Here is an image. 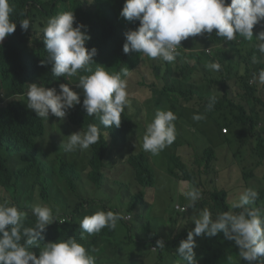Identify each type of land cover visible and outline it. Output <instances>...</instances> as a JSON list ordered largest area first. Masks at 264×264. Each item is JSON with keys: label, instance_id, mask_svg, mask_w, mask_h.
I'll return each instance as SVG.
<instances>
[{"label": "trees", "instance_id": "obj_1", "mask_svg": "<svg viewBox=\"0 0 264 264\" xmlns=\"http://www.w3.org/2000/svg\"><path fill=\"white\" fill-rule=\"evenodd\" d=\"M124 2L125 0H94L92 3L88 0H10L13 8L10 19L17 27L15 32L6 36L0 44V202L8 200L27 211L28 217L24 223L29 227L34 225L36 219L31 214V205L39 202L49 204L53 208L59 207V217L65 222H55L48 226L44 242L74 237L87 250L93 251L100 239L115 237L119 228L127 238L126 242L139 240L145 247L153 248L156 240L163 239L165 248L153 250L155 260L152 264H173L180 241L186 239L188 231L195 226L190 219L193 209L183 211L185 205L178 207V210L175 208L176 201L168 200L163 205L165 210L154 214L151 203L144 197L145 187L155 183L154 172L144 151L133 152L127 147L128 136L133 127L126 111L122 113L119 128L112 126L105 129L96 116H87L82 107L84 96L80 98L81 104L69 110V123L78 124L84 130L89 123H93L100 127L102 133L98 143L89 149L88 171L84 173L77 170L75 164L68 161L64 154L56 155L54 152L49 155V151L53 152L54 148L40 143L42 139L47 138L44 121L33 110L28 109L23 100L28 84L31 83L43 86L51 83L72 85L64 77H54L51 64H41V61L47 60V51L43 33L38 36L37 34L46 18L60 12L72 10L76 23L88 26L91 39L86 43V47L89 50L93 47L97 49V55L93 59L95 63L107 67L108 71L119 72L127 67L131 73L132 70H138L143 62H147L148 57L141 56L140 53L123 52L124 33L139 26V21H128L120 16ZM228 2L230 3V0ZM25 18L30 19L29 29L23 31L22 37H18L19 32H22L20 21ZM263 24L264 21H261L254 27V42L256 34L264 30ZM181 43L184 48L178 49L180 55L174 63L162 60L161 64L147 62L153 81H142L141 84L150 88L151 97L156 100V107L162 100L154 95L155 92L170 100L169 92L179 91L184 101L193 102L191 109L195 113L203 112L207 116H213L214 120H207L203 125H199L190 118L191 126L188 131H193L191 127L194 126V130L196 129L209 145L202 149L200 155L188 142L192 165L184 162L181 155L171 152L166 165L167 175L176 181L187 182L188 188L194 186L200 189L201 199L197 201L196 207L209 208L213 218L219 212L230 210L232 203L238 200L239 194L247 187L258 190L256 205L264 206V115H261L264 114V100L257 84L250 83L258 76L259 71L264 69V55L253 47L254 44L243 38L237 37L235 41L225 42L223 37L215 35V30L211 34L189 37ZM253 54L257 56L258 63L252 62ZM209 62H219L222 66L216 79L212 78V72L206 68ZM92 67L94 70L95 64ZM86 74L90 73H79ZM155 79L163 81L162 88L153 89L156 86ZM71 80H78V76ZM183 83L194 87L187 91L180 90ZM206 85L217 89V92L211 95L217 97V103L211 111L205 110L211 96L202 98L203 93L208 91ZM233 86L237 90L236 93L230 91ZM257 103H260L261 107L256 108ZM222 128L226 129V133H222ZM105 132H108V136L103 135ZM235 141L238 148L233 152V156L241 159L244 157L242 147L250 142L253 164L247 170L241 166V182L232 192L223 187H216L215 184L212 189H207L201 177L214 171L216 147L221 144L231 146ZM51 145L53 147L54 143ZM123 160L132 168L133 180L139 186L136 193L130 196L129 207L125 213L130 212L131 220H140L137 232L133 233L130 222L121 220L117 229L105 228L92 236L84 233V239L81 240L83 230L79 224L85 215H91L97 210H117L114 205H107L103 199L84 198L87 186L92 183L97 188L103 187L110 191L114 185L110 184L108 171ZM252 177L256 179V185L251 184ZM114 182L125 186L121 181ZM68 195L79 200L72 206H67L65 202ZM187 202V199H182L179 204ZM195 239L196 244H199L194 249L199 264H236L239 248L233 241L226 240L223 232L214 237L201 235Z\"/></svg>", "mask_w": 264, "mask_h": 264}, {"label": "clouds", "instance_id": "obj_2", "mask_svg": "<svg viewBox=\"0 0 264 264\" xmlns=\"http://www.w3.org/2000/svg\"><path fill=\"white\" fill-rule=\"evenodd\" d=\"M12 12L10 0H0V44L16 30V23L10 19ZM120 16L128 21H139L135 30L124 33L125 54L137 52L150 59L174 63L180 55L178 49L183 47L182 41L211 34L213 30L225 42L235 41L237 37L252 42L254 27L264 21V0H230V3L228 0H125ZM30 23L29 18L21 20L22 32L19 33L27 31ZM41 33L47 51V60L41 61V64H51L53 76L64 77L69 83L78 76L77 87L83 89L82 107L87 116H96L105 129L112 126L119 128L122 113L125 108L131 107L127 91L130 70L125 67L119 72L108 71L107 67L95 63L93 58L97 55V49L93 47L89 50L86 47L91 39L88 26L76 23L72 10L46 18L37 36ZM255 40L253 47L264 55V30L256 34ZM251 59L253 63L259 62L255 54ZM221 67L219 62L206 64V68L213 72ZM81 71L90 74L79 75ZM252 80L256 84L257 80L260 85L264 84V69ZM55 85L28 84L26 107L44 122L52 115L69 126L76 125L81 129L67 136L66 142L62 141L60 147L64 152L90 149L100 140V127L89 123L84 130L78 124L69 123L68 112L81 104L80 93L68 83H60L59 87ZM216 103L217 97L211 96L205 110L211 111ZM192 118L200 121L205 116L194 114ZM177 119L171 109H157L152 120L145 122L142 149L157 156L173 144ZM222 130L226 133L225 128ZM103 135L108 136V132ZM183 195L188 204L182 210L193 209L190 219L195 226L188 231L187 238L180 241L173 264H199L194 251L199 244H196L195 238L201 235L214 237L220 232H223L226 240L238 246L236 264L239 261L241 264H264V206L256 205L259 197L257 189L245 188L238 200L232 203L231 209L217 213L215 218L209 208L196 207L201 199L200 189L189 186ZM237 209L239 211H235ZM30 211L36 219L34 225L29 227L24 223L28 217L27 211L8 200L0 202V264H97V257L91 254L92 251L74 237L44 242L48 226L65 222L59 217V208L54 211L53 206L38 202L31 205ZM127 215L130 213L123 214L117 210H97L85 215L79 224L83 230L81 240L84 233L92 236L105 228L117 229L121 220H128ZM157 248H165L163 239L156 240L153 250Z\"/></svg>", "mask_w": 264, "mask_h": 264}, {"label": "rangeland", "instance_id": "obj_3", "mask_svg": "<svg viewBox=\"0 0 264 264\" xmlns=\"http://www.w3.org/2000/svg\"><path fill=\"white\" fill-rule=\"evenodd\" d=\"M264 25V24H263ZM22 37V33L17 35ZM248 42V41H247ZM255 44L256 42H250ZM147 62L153 64H161L159 59H150L148 58ZM147 62H143L138 70L133 71L127 77L128 85L127 91L129 93V100L131 101V107L125 108V111L130 118L132 124V131L128 136L127 147L133 152L144 151L142 149V137L145 131V122H150L155 114L157 109L168 110L171 109L178 117L175 121L176 123V139L167 148H165L159 155L152 156L150 153L145 152L148 155L147 161L150 164L151 170L154 172L155 183L153 186L145 187V199L151 203V208L154 214L162 212L165 210L163 207L164 203L168 200H175V208L179 210L180 206H187V204H179L182 199H187L183 192L188 189L187 182L185 181H176L171 176H168L166 173V165L168 163V155L171 152H175L181 155V158L184 162L192 165V160L189 158L190 150L188 149V142L192 144L197 154L201 155L202 149L209 145L208 141L199 133L194 130V126L191 128L193 131H188L190 124V118L193 120V115L197 114L191 109V103L183 100L179 91L169 92L170 100H166L158 92H155L156 97L161 98L162 103L156 107V100L151 95L150 88L146 85L141 84L142 81L150 83L153 81V77L150 73V67ZM212 72V78L218 77V71ZM189 78V75H186V79ZM72 85L70 87L80 93V98L83 97V89L77 87L78 80H71ZM155 87L153 89H160L163 86V81L160 79H155ZM254 81H251L252 84ZM261 83L257 80V87L259 89L261 98L264 100V86L260 85ZM50 86L49 88H51ZM54 87H59L56 84ZM189 83L182 85L180 90H188L193 88ZM208 91L203 93L202 98H208L213 93L217 92V89L214 86L206 85ZM59 91V88H56ZM233 93H236L237 90L233 86L230 90ZM26 102V96L23 98ZM26 104V103H25ZM261 107L260 103L256 104ZM201 109V107H200ZM205 116V119L200 121H195L199 125H203L207 120H214V117L205 113H201ZM46 127L47 138H44L40 143L44 146L48 144L51 149L54 151H49V155H53L54 152L56 155L64 154L67 157V160L73 162L77 170L86 173L88 171L87 158L89 155V149L86 151H79L73 153L64 152L63 148L60 147L62 141H67V136L70 134L81 131V129L76 126H69L60 118L50 115L48 121L44 122ZM135 126V129H134ZM136 130V131H135ZM222 130V129H221ZM224 130H222V133ZM228 132V131H227ZM237 132V130L235 131ZM246 133V131H245ZM54 138V141H53ZM179 138V142L177 143ZM52 142L54 146L52 147ZM238 148V143L235 141L231 146L221 144L216 147V156L217 159L213 163L214 171L210 172L208 176L204 175L201 177V181L204 183L207 189H212L214 184L216 187H223L228 191L232 192L234 189H237L240 182V168L243 165L244 169L247 170L248 167L253 164L251 157V145L248 142L245 146L242 147L244 151V157H234L233 152ZM110 176V184L112 186L111 190H105L103 187H95L92 183L91 186H87V190L84 193V198H96L103 199L107 205H114L118 212L126 213V209L129 207L130 196L133 193H136L137 187H139L133 180V171L130 165L126 160L119 161L116 165L109 169L108 171ZM213 180V182H212ZM85 182L86 179L84 178ZM114 181H121L125 183V186L117 185ZM264 184V181H262ZM251 184L256 185V179L251 178ZM92 195V196H91ZM79 198H75L71 195H68L67 201L65 204L67 206H72ZM59 207H55L54 210ZM60 210V208H59ZM61 211V210H60ZM130 213V212H128ZM126 221L130 222V225L133 226V233L137 232V227L140 226V220H131L130 215L125 216ZM125 220V219H124ZM118 231V232H117ZM115 237H105L100 239L97 244L93 247L92 255L97 257V264H152L155 260V255L153 248L145 247L142 241L135 240L133 242H126L127 238L124 234L119 231V228L115 232Z\"/></svg>", "mask_w": 264, "mask_h": 264}]
</instances>
